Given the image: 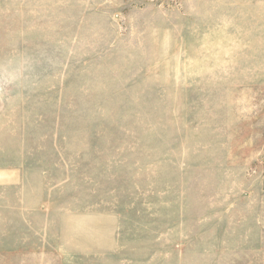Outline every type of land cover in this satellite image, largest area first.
I'll use <instances>...</instances> for the list:
<instances>
[{
    "label": "rangeland",
    "instance_id": "rangeland-1",
    "mask_svg": "<svg viewBox=\"0 0 264 264\" xmlns=\"http://www.w3.org/2000/svg\"><path fill=\"white\" fill-rule=\"evenodd\" d=\"M0 264H264V0H0Z\"/></svg>",
    "mask_w": 264,
    "mask_h": 264
}]
</instances>
